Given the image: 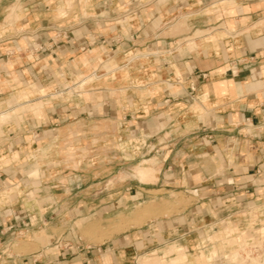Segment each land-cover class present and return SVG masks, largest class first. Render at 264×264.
I'll use <instances>...</instances> for the list:
<instances>
[{"label":"crops","instance_id":"crops-1","mask_svg":"<svg viewBox=\"0 0 264 264\" xmlns=\"http://www.w3.org/2000/svg\"><path fill=\"white\" fill-rule=\"evenodd\" d=\"M8 4L18 7L12 23ZM76 4L77 11L68 12L69 0H0V264H210L200 256L205 240L218 241L241 227L249 231L228 244L257 239L264 232V0ZM64 9L70 14L62 15ZM197 31L204 32L194 36L199 47L191 49L186 40L179 47ZM131 53L157 54V73L151 74L162 79L144 105L123 110L131 95L124 98L111 86L115 75L103 90H53L58 82L79 85L85 73L98 75L104 59L127 66ZM46 86L51 90L39 89ZM122 114L153 138L142 146L147 152L140 161L156 165L140 170L149 169L155 181L139 177L123 189L101 187L116 174L113 179L114 172L101 175L93 168L89 184L78 182L59 198L50 168H41L47 163L40 151L57 143L65 148L86 120ZM84 176L74 173L75 180ZM152 190L185 193L194 202L100 245L78 232L60 237L54 231L89 214L125 213L146 203ZM226 217L206 239L182 243L199 221ZM174 235L178 240L167 244Z\"/></svg>","mask_w":264,"mask_h":264},{"label":"rangeland","instance_id":"rangeland-1","mask_svg":"<svg viewBox=\"0 0 264 264\" xmlns=\"http://www.w3.org/2000/svg\"><path fill=\"white\" fill-rule=\"evenodd\" d=\"M76 1L77 0H69L68 12L77 11ZM8 11V19L9 22L12 23V19L17 17V5H9ZM60 12L62 15L70 14L66 12L65 9L60 10ZM203 33L204 32L197 31L195 35H187L185 39H181L179 41V47L181 48V45L185 40L186 42H192L189 43L191 49H195L196 46L199 47V43L197 44L193 42V40H197V38L195 39L194 36L196 37L198 35H202ZM201 39H203V37ZM168 54L165 55L168 57ZM137 55L140 56V54L135 53L129 54L127 58L129 57V60L131 61L130 64L122 67H120L122 64L116 62L117 60L110 62L109 59H104L105 61L101 64L103 67H101L99 72H97L98 75L85 73L79 85H74L76 80L72 81V84L69 82H58L53 85V90L57 88L59 92H63L65 87H70V93H73L74 91L88 93L90 91L86 90L96 86L100 87L99 90L113 86L117 91H119V95L123 96L124 98L127 95H131L130 103H125L124 106H126V108L123 109L124 111H131L133 107L144 105V103H146L144 98H149L150 95L156 91L158 87L157 81L162 79L154 74H151L152 70L154 73H157V68L154 65L157 54L144 53L141 54L144 56L140 57ZM141 66L143 67L141 68ZM146 68H148V71L145 70ZM105 72H107L105 76L97 77L101 76ZM108 72H110V74H108ZM114 72L116 73L113 74ZM113 75L117 76L118 78L116 79V83L111 84L110 86L106 80H108V77ZM39 89L47 92L51 90V87L46 86V88L40 87ZM133 92L134 94H132ZM130 119V116L125 117V115L122 114L111 118L100 117L98 119H94L93 122L91 119L86 120L83 122V124H81L82 131L77 136V133H75L73 141H71L65 148L62 147L61 143H57V145L50 149V151H40L38 158L41 161L45 160V163H47L45 166L44 164H41V168H50L49 171L51 172V177L53 180L49 182L51 185H53L54 190H56L55 192L59 198L61 197V194L66 195L70 190L75 191L73 189L77 187L78 182L82 183L81 186L85 185L86 183L89 184L92 180L91 177L93 168H97L101 175L107 174L109 171L114 172L111 175L112 178L114 174H116L115 179L113 178L114 180L109 182L103 181L101 187H106L107 183H110V187H113L117 190L123 189V185H136L138 183L137 179L139 177H142V180L144 181H155V176H153V173L144 175V171L140 172V166L142 165H156L154 160L143 162L140 161L143 160L141 155L147 152L146 146L144 148L142 146L145 145V142L149 143L150 141H153V138L149 139L145 133L141 134L139 131H137L135 125L138 126V124L130 122ZM13 120L17 121L19 124L21 123L19 122V118H14ZM120 122H126L127 125L122 126ZM71 128L76 129L75 125H73ZM147 139L149 140L147 141ZM74 173H84L85 176L81 180H75ZM183 194L185 198L173 191L167 192L165 190H152L149 192L148 201L146 203L143 202L137 204L135 207L127 209L125 213L123 212L119 215L116 213V215L111 218H96L92 214H89L88 217L77 219L75 220L76 222H70L67 228H62L60 230L55 229L54 231L56 235L60 237L65 233V231L72 232V235H76V232H78L87 243L92 245H100L116 234L127 231L132 227L143 226L152 220L166 216L172 217L175 213L181 212L187 207V205H190L194 202L193 197H187L185 193ZM69 202H71V199H69ZM138 207L139 209L145 211L143 217H147L144 220L142 219L141 222L140 220L137 221V218L134 216V210ZM156 209L161 211V213L155 215L154 212L149 211ZM63 214H65L64 216H66L67 219H71L70 213L65 212ZM121 215H123V217L125 215L128 220H124ZM129 217H135L136 220L135 218L130 219ZM226 219L227 217L216 220L206 218L204 223L199 221L191 229L192 231L181 236L182 243L186 242V238L198 237L206 239L208 236V231L211 229L216 231L218 228V223L226 221ZM89 225H95L98 227L95 233H93L95 230L93 228H89L85 231L86 227ZM243 231L248 232L249 229H244L241 227L234 233H225L218 241L210 242L205 240L206 250L202 248L200 250V256L202 258H207L210 264H264L263 231L259 232L258 236L256 237V241L250 240L246 241L244 244L240 243L237 245L235 243L228 244L231 238L238 237ZM251 231H253V229ZM175 236L176 235H174L173 239L168 240L167 244L173 242V240H178L175 238ZM239 255L242 258H239ZM235 259L236 261H234ZM140 262L145 264H171L170 261L155 262L149 259H140Z\"/></svg>","mask_w":264,"mask_h":264},{"label":"bare ground","instance_id":"bare-ground-1","mask_svg":"<svg viewBox=\"0 0 264 264\" xmlns=\"http://www.w3.org/2000/svg\"><path fill=\"white\" fill-rule=\"evenodd\" d=\"M5 117H6V116H5ZM1 123H2V120H0V124H1ZM142 171H144V172H143L144 175L151 173L149 169H145V170H142ZM142 171H140V172H142ZM143 173H142V174H143ZM142 174H141V175H142ZM138 175H139V174H138ZM150 176H151V175H150ZM140 178H141V177H140ZM130 214H131V213H130ZM132 214H133V213H132ZM134 214H135L134 216L137 218V221L140 220V222H141L142 219L144 220V219L147 218V217H146V218L143 217V215L145 214V211L142 210V209H139V207H138V208H135V210H134ZM131 216H132V215H131ZM140 216H141V217H140ZM146 216H147V215H146ZM121 217H123V215H121ZM132 217H133V216H132ZM132 217H131V218L129 217V218H130V219H134V218H135V217H134V218H132ZM149 217H151V216H149ZM149 217H148V218H149ZM123 218H124V220H128V219L125 217V215H124ZM136 218H135V220H136ZM130 221H131V220H130ZM133 221H134V220H133ZM137 221H136V222H137ZM140 222H139V223H140ZM143 222H144V221H143ZM143 222H142V223H143ZM118 223H119V222H118ZM129 224H130V223H129ZM133 225H134V223H133ZM93 229H94V228H93ZM120 230H121V229H120ZM107 236H108V234H107ZM107 236H106V237H107ZM256 240H257V239H255V240H253V241H256ZM238 254H239V253H238ZM234 255H236V254H234ZM236 256H237V255H236ZM231 257H233V256H231ZM235 258H237V257H235ZM239 258H242V257H240V255H239ZM232 259H233V258H232ZM234 261H236V259H235ZM237 263H238V262H237Z\"/></svg>","mask_w":264,"mask_h":264},{"label":"built area","instance_id":"built-area-1","mask_svg":"<svg viewBox=\"0 0 264 264\" xmlns=\"http://www.w3.org/2000/svg\"><path fill=\"white\" fill-rule=\"evenodd\" d=\"M191 88H192V90H194V89H195V86L192 84V85H191Z\"/></svg>","mask_w":264,"mask_h":264}]
</instances>
